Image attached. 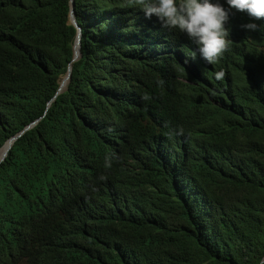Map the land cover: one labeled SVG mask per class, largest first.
I'll return each instance as SVG.
<instances>
[{"label":"trees","instance_id":"trees-1","mask_svg":"<svg viewBox=\"0 0 264 264\" xmlns=\"http://www.w3.org/2000/svg\"><path fill=\"white\" fill-rule=\"evenodd\" d=\"M70 11L0 0V152L35 123L0 164V264H260L264 18L233 10L209 64L141 5L74 0L73 62Z\"/></svg>","mask_w":264,"mask_h":264},{"label":"clouds","instance_id":"clouds-1","mask_svg":"<svg viewBox=\"0 0 264 264\" xmlns=\"http://www.w3.org/2000/svg\"><path fill=\"white\" fill-rule=\"evenodd\" d=\"M130 3L141 5L145 17L151 19L155 16L163 28L178 29L187 35L199 46V52L209 64L217 63L233 44L226 27L233 10L246 13L252 20L264 18V0H226L227 7L220 0H183L181 3H177V0H130ZM242 28L256 31L258 26L248 23ZM192 56L194 58L195 53ZM224 75L223 71L215 73L216 79ZM157 83L163 86L164 81ZM142 98L148 100L150 97L146 94ZM113 159L120 161L115 154L105 157L106 169L112 167ZM107 179L106 175H100L98 181ZM91 190L98 191L95 183ZM260 264H264V260Z\"/></svg>","mask_w":264,"mask_h":264},{"label":"water","instance_id":"water-1","mask_svg":"<svg viewBox=\"0 0 264 264\" xmlns=\"http://www.w3.org/2000/svg\"><path fill=\"white\" fill-rule=\"evenodd\" d=\"M70 5H71V11H70V17L69 21L70 24H72L74 27L77 29V37L74 45V56H73V62L77 61L81 56V37H82V29L77 23L75 19V14H74V0H70ZM71 75H72V66L69 65L68 71L65 75L61 76L59 79V84L60 88L58 90V94L63 92L66 89V86L71 80ZM35 124V123H34ZM33 124V125H34ZM33 125L28 126L25 130H23L18 136H15L8 140L5 145L2 147L1 152H0V164L5 160V158L8 155V152L12 148L14 142L22 135L24 134L28 129H30Z\"/></svg>","mask_w":264,"mask_h":264}]
</instances>
